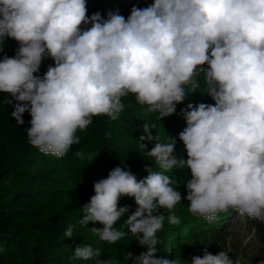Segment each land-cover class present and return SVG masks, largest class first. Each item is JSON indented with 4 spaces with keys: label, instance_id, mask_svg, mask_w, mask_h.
<instances>
[{
    "label": "clouds",
    "instance_id": "clouds-1",
    "mask_svg": "<svg viewBox=\"0 0 264 264\" xmlns=\"http://www.w3.org/2000/svg\"><path fill=\"white\" fill-rule=\"evenodd\" d=\"M8 38L19 47L0 58L2 103L16 101L17 125L25 112L31 116L28 143L57 159L80 144L77 133L93 117L117 120L129 97L162 121L176 114L185 87L198 89L203 75L214 101L180 110L186 160L177 157L175 140L162 142L152 135L155 124L144 122L137 146L159 170L146 166L148 175L138 180L116 166L94 183L95 194L80 209V225H102L91 228L100 241L115 245L131 234L147 251L101 260V250L85 244L75 247L72 260L181 264L156 253L165 220L181 223L174 210L182 196L168 173L185 166L191 215L213 223L231 211L264 224V0H154L133 6L127 18L119 10L89 16L87 0H0V53ZM45 58L53 63L42 77L34 75ZM75 156L92 159L82 151ZM124 197L134 199V211L119 206ZM74 229L70 224L64 237L72 238ZM230 251L213 255L205 247L191 264H238Z\"/></svg>",
    "mask_w": 264,
    "mask_h": 264
},
{
    "label": "trees",
    "instance_id": "trees-1",
    "mask_svg": "<svg viewBox=\"0 0 264 264\" xmlns=\"http://www.w3.org/2000/svg\"><path fill=\"white\" fill-rule=\"evenodd\" d=\"M153 2L154 0H87V9L89 16L100 12L106 18L109 10H119L127 18L133 6L144 8ZM18 47L15 40L6 39L0 58L5 54L14 56ZM52 63L49 58L43 59L39 72L34 75L42 77ZM197 80L200 87L196 90L185 87L186 96L182 103L177 104L176 114L163 118L162 121L157 119L156 114L147 113L133 97L123 101L125 110L117 120L112 121L106 116L93 117L89 128L77 133L81 138L80 144L74 145L62 159L45 155L30 146L26 129L30 127L31 116L25 112L24 124L17 125L15 118L11 116L16 101L12 105L3 104L7 96L0 93V247L4 249L0 254V264H94L93 261L71 259L75 247L85 244L99 248L102 252L99 257L101 260L115 256L122 261L125 251L132 252L134 256L146 252L147 247L138 245L131 234L115 245L100 241L92 233V227L79 224L81 211L76 212L77 217H71L66 216L65 210L72 204L82 208L89 202L90 197L95 194L94 183L107 178L116 166H123L138 180L148 175L146 166L159 170L154 160L140 152L137 146L139 137L143 135L144 122L155 124L152 135H158L162 142H170L168 137L175 140L177 157L186 160V151L179 139L186 122L179 115L180 110L189 103L193 106L198 103L214 104L205 91L208 85L203 75L197 77ZM109 132L110 137L106 135ZM152 146L149 143L148 150ZM77 151L91 154L92 159L76 158ZM168 175L173 176L182 196L181 203L174 210L181 223L172 226L165 220L163 229L157 234L161 241L157 246V257L173 259L184 254L181 264H188L193 256L204 254L191 249L188 244L198 242V248L204 247V251L206 247L208 252L217 254L221 244L225 247L232 233L247 234L249 230H256L258 233L249 236V240H253L255 247L260 243L257 257L244 258L237 249L233 250V255H228L238 264H259L260 260H264V224L231 211L222 214L213 223L191 215L188 207L185 209V201L189 202L185 197L186 184L191 179L190 170L185 166ZM125 205H130L133 211L137 207L134 199L127 197L119 201L120 207ZM161 211L165 216L168 215L166 210ZM130 214L126 213L121 217L116 224L118 229ZM70 224L75 225L74 235L67 238L64 237V232ZM182 242L186 245H181ZM127 264H132V261L129 260Z\"/></svg>",
    "mask_w": 264,
    "mask_h": 264
},
{
    "label": "rangeland",
    "instance_id": "rangeland-1",
    "mask_svg": "<svg viewBox=\"0 0 264 264\" xmlns=\"http://www.w3.org/2000/svg\"><path fill=\"white\" fill-rule=\"evenodd\" d=\"M188 204H189V202L185 201V209L188 207ZM80 209H81V207H79L78 205L72 204L69 208H67L65 210V213H67L66 216L71 215V217H77L76 212L77 211H81ZM237 221L238 220H236V222ZM232 222H234V221H232ZM88 226H90L92 228L93 227H97V228L102 227L98 223L97 224H92L91 222L88 224ZM257 233L258 232H256V230H252V231L249 230L247 234H237V233L234 232V233L231 234V236L228 239V242L225 245V247H223L222 244H221V247H219V251H221V250L228 251L229 249H231V251L228 253L231 256V255H233V250L237 249V250H239L241 252V255H243L244 258L245 257H247V258L248 257L255 258V257L258 256V253H259V245H260V243H258V245H256L257 247H255V243L252 242L253 240H249V236H253L254 234H257ZM263 244H264V237H263ZM181 245H186V244L182 242ZM188 245H190L189 247H191V249L194 248L196 252H198V251L200 253L204 252L202 250L204 247L202 249L198 248V247H200L198 242H195L194 244H188ZM211 254L215 255L214 253H211ZM184 256L185 255L183 254V256H181V257H184ZM199 256H203V254H200ZM181 257L177 256L175 258L181 259ZM186 261H188V260H186ZM183 264H184V262H183ZM185 264H187V263L185 262ZM188 264H191V261H189Z\"/></svg>",
    "mask_w": 264,
    "mask_h": 264
}]
</instances>
